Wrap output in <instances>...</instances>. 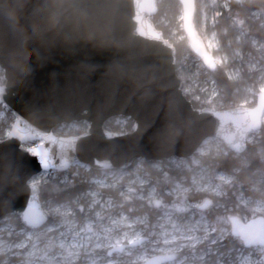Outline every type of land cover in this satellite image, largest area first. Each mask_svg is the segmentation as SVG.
Here are the masks:
<instances>
[{
    "label": "water",
    "instance_id": "obj_1",
    "mask_svg": "<svg viewBox=\"0 0 264 264\" xmlns=\"http://www.w3.org/2000/svg\"><path fill=\"white\" fill-rule=\"evenodd\" d=\"M158 1L0 0V71L5 81L0 105L53 135L64 124L89 123L87 134L76 135V146L68 152L72 163L47 172L65 173L77 163L110 171L127 170L139 159H185L210 138L221 140L238 155L262 129L260 93L255 107L225 110L197 109L187 99L177 73L175 46L152 20L159 11ZM181 2L192 47L198 39L192 27L195 0ZM37 109L44 115L39 122L33 116ZM118 117L131 119L132 130H105L107 121ZM29 144L17 137L0 139V223L17 214L25 227L37 230L49 219L39 198L40 187L36 186L33 195L31 179L45 172L42 168L36 171L38 160L27 153ZM46 144L58 165L59 145ZM105 160L110 167L104 166ZM29 203L43 217L35 227L24 219ZM252 222H264V216L240 224ZM145 241L124 244V250Z\"/></svg>",
    "mask_w": 264,
    "mask_h": 264
},
{
    "label": "rangeland",
    "instance_id": "obj_2",
    "mask_svg": "<svg viewBox=\"0 0 264 264\" xmlns=\"http://www.w3.org/2000/svg\"><path fill=\"white\" fill-rule=\"evenodd\" d=\"M246 1L252 0H196L198 8L196 15L199 24L197 26L195 23L194 26L199 38L204 41L213 40L220 43L218 49H212L210 52L215 58L223 59L224 62L218 63V65L225 67L232 81L244 82L242 86L244 98L252 102L255 96L260 93L258 89L261 90L264 87V44L255 39L252 46L257 48V54L243 53L241 48L232 47L230 43L226 46L221 45L217 28V20L223 9L228 10L231 2L242 5ZM253 14L257 20L260 19L258 12ZM182 17L183 14L172 29V34L178 35L179 38L186 37L183 24H181ZM239 33L242 37L243 34ZM204 67L201 58L191 57L190 54H187L184 56L179 70L185 75L188 83L187 88L190 90L187 93L215 109L223 105L225 94L214 78L208 74V69L205 67L207 70H204ZM0 106V122H7L5 119L7 112L10 111L6 106ZM13 117L16 120L15 113H13ZM114 124L123 127L127 124V120L118 118ZM262 129H264V124ZM78 130L80 128L73 127L72 124H64L59 127V131L65 132V134L75 133ZM259 132L248 139L247 145L259 142ZM226 149L228 148L221 140L210 138L201 144L192 157L185 159L174 157L163 162H147L139 159L135 160L127 170H100L98 174L91 173L89 166L77 163L65 173L53 170L37 175L35 176L38 181L37 185L56 178L63 183L79 178L84 183L87 182L89 189L78 199H75L73 204L69 201L65 203L46 202L43 208L48 214L49 220L44 227L37 230H29L23 224L22 226L17 225L20 220L17 214L7 216L0 223V242L16 246L12 248V252L17 255L10 257L14 261L43 258L45 251L49 254L60 253L62 244L64 245L63 251L67 252V245L72 242L73 236L77 232L83 234L84 229L88 227H91L93 232L107 229L113 236L118 235L123 238L124 231L128 230L127 226L114 224L113 221L122 216H130L134 219L139 218V220L131 226L129 239L134 233H139L142 237H149L143 246L129 249L124 254H114L113 257H109L107 248L97 249L94 247L96 241L93 237L92 251L87 252L86 255L81 253L79 260L74 258L71 264H80V261H86V264H97L98 260L108 259H111L113 264H143L154 254L162 253L161 249L171 246L164 244L165 235L167 234L169 238L172 235L169 214H171V220H183L194 227L196 222L201 220V213H203V220L215 229L209 233V236L219 238L214 244L209 239L202 240L196 245L198 252L194 258L195 264H225V262L227 264H247L249 261L259 264V261L264 260L261 247L245 249L243 246L237 251L239 247L235 243L236 238L230 230V221L227 217L234 213L244 220L264 216V171L257 173V178L250 185L238 184L234 174L224 172L213 163L214 159H217V156ZM146 162L149 163L148 167L152 171L148 169ZM174 172H177V175L173 178L171 175ZM221 175L228 179L221 181L219 178ZM209 182L219 185L220 190L208 189ZM235 190L238 191L236 194ZM201 195L204 198H197ZM205 199L214 201L213 208L201 210L196 207ZM223 199L226 201L224 202ZM156 200H160V204H156ZM185 201L191 207L183 210L169 207L173 204L183 205ZM144 205L153 207L154 212L158 213L157 216H154V221L151 220V214L138 213L139 209L135 206ZM58 207L71 208L72 211H54ZM79 208L81 209L77 212L76 209ZM85 208L86 210L83 211ZM80 214L83 219L79 218ZM199 235L203 236L202 230ZM155 241H159V243L157 244ZM226 242L231 246V249L221 250L227 245ZM124 243L129 242L124 240ZM21 244L25 246L19 247ZM33 244L37 245L39 251L36 256L30 258L27 256V252L31 251ZM83 244L87 246L88 239H85ZM58 258L62 261L66 259L65 256ZM178 259L182 261L183 257H178Z\"/></svg>",
    "mask_w": 264,
    "mask_h": 264
},
{
    "label": "snow or ice",
    "instance_id": "obj_3",
    "mask_svg": "<svg viewBox=\"0 0 264 264\" xmlns=\"http://www.w3.org/2000/svg\"><path fill=\"white\" fill-rule=\"evenodd\" d=\"M235 22L243 24V20ZM192 47L195 49L196 53L199 54L204 64L210 69H216L218 63H223V59L215 58L210 50L218 49L220 43L218 41L214 42L213 40L204 41L202 38H198L192 41ZM179 63V61H177ZM4 77L0 75V104L4 103L3 94L5 92V87L3 83ZM183 87V84H182ZM190 89L184 87V91L187 93ZM260 100L264 103V87L260 90ZM33 116L36 121H42L44 119L43 112L40 109H37L33 112ZM73 127L80 128L83 134H87L88 123L87 121H74L72 124ZM134 127V125H133ZM108 136H112V132L107 133ZM8 137H17L20 141H29V146L26 147L27 153H30L32 158L38 160V165L36 171L39 172L42 168L46 173L52 167L66 168L72 163V159L68 156V152L76 146L77 136H63V135H53L51 131L41 130L40 127L33 126L32 123H29L27 120H22L19 116L16 117L15 123L9 128L7 132ZM46 142H50L53 145L58 144L60 147L59 153V164H54L53 154L50 152ZM21 148H24V144L20 145ZM7 154V153H6ZM104 166L106 168L110 167L108 161H104ZM24 174L28 175L29 172L27 169H24ZM221 181H225L228 178L224 176L219 177ZM37 179L33 175L31 179V185L33 188V195L35 194V189L37 186ZM207 188L214 191H219L220 186L214 185L212 182L207 184ZM151 195V194H150ZM156 204H160V200L155 201ZM212 203L211 200L205 199L202 203H199L196 207L199 209H206ZM171 209H181L191 207V205L185 201L183 205L173 204L169 206ZM54 211L57 212H70L71 208L64 207L57 208ZM25 221L33 227L39 225L43 220L42 216L36 215L32 210V205L29 203L28 210L23 213ZM170 222L172 223V235L169 236L166 234L164 239L165 245H171L165 249H161L162 254L159 256H154L151 260L147 261V264H162L163 261H171L172 264H195L194 258L198 252L196 245L201 243L202 240H212L214 244L217 238H212L209 236L210 232L215 231L210 224H207L203 220V213H201V220L196 222V225L193 227L187 224L183 220H171V214H169ZM231 220L232 231L239 236L246 245H259L264 246V222L257 224L256 222L249 223L247 225H242L237 220L236 217H227ZM139 218H132L130 216H122L118 220L113 221L114 224H122L127 226L128 230L124 231L123 238H120L118 235L113 236L112 233L105 229L99 232H93L91 227L84 229L83 234L77 232L73 236V240L70 244L67 245V252L63 251L64 245L62 244V251L60 253L49 254L45 251L43 258L37 259H28L25 261H14L10 257L17 255V253L12 252V248L16 247L15 245H9L3 242H0V254H3L5 259L0 262V264H71L73 259L79 260L80 254L92 251L93 245L91 243L93 237L95 238L94 247L97 249L107 248L109 252L115 250L117 252H122L125 248L124 240L132 245L139 244L142 239H144L139 233H134L129 239V231H131V226L138 222ZM203 231V236L199 233ZM88 239L89 244L86 246L83 244V241ZM106 241V242H105ZM159 243V241H155ZM24 244L19 245V247H24ZM39 249L36 244L32 245L31 251L27 252L28 257H34L37 255ZM261 253L264 255V247H261ZM65 256V260H61L58 257ZM178 257H183V260L180 261ZM80 264H86V261H80ZM97 264H113L111 259L108 260H98ZM227 264V262H225ZM247 264H256L255 261H249ZM259 264H264V260L259 261Z\"/></svg>",
    "mask_w": 264,
    "mask_h": 264
},
{
    "label": "trees",
    "instance_id": "obj_4",
    "mask_svg": "<svg viewBox=\"0 0 264 264\" xmlns=\"http://www.w3.org/2000/svg\"><path fill=\"white\" fill-rule=\"evenodd\" d=\"M158 9V13L155 17H153L152 20H154L156 27L159 30L163 31L164 37L167 40L171 41L175 46V49L177 51L176 60L179 61V63H177V73L180 80H182L184 94L195 108H212L211 105L196 100L193 95L191 96L184 91V87H187L188 83L185 79V75L179 70L180 64L182 63L184 56H186L187 54H190L191 57L197 56V54L191 47V40H189L185 29L184 30L186 33V37L184 36L182 38H179L178 35L174 36L172 34V29L178 23L179 18L184 12L181 0H159ZM197 9L198 8L196 7L194 15L192 17L193 29H195V23L197 26L199 24V19L196 15ZM254 12L259 13V20L256 19V16L253 14ZM183 20L181 24L184 23ZM235 20H243L244 23L241 25L238 22L236 23ZM217 21L219 38H221V45L223 46H226L228 43H230L232 47L234 46L241 48L243 53L247 52L253 55L257 54V48H254L252 46V42L257 39L259 43L264 44V0L246 1L242 5L231 2L230 8L228 10L223 9ZM195 32L197 34L196 29ZM239 32L243 34L242 37ZM182 33L184 34V32ZM239 39L240 42H238ZM204 70L207 69L204 67ZM207 71L209 72L208 74L212 78H214L215 82H217L218 86L223 90L225 94V97L223 98V105L217 107L216 109L225 110L233 109L238 106L255 107L257 105V96H255V99L252 102H250L249 99L246 100L242 91L244 82L236 80L232 81L229 78L225 67L217 65V68L213 71ZM0 75L3 76L2 71H0ZM3 83H5L4 80ZM258 91L260 92V89H258ZM7 113V118L5 119L7 120V122H0V139H4L7 136L9 128L15 121L13 113L11 111ZM126 120L127 124L123 127L119 124H114L116 119L109 120L105 124L104 128L105 130H110L112 132H129L133 125V121L131 119ZM54 132L57 135L63 136H76L82 134L81 129L75 131V133L71 132L69 134H65V132L59 131V127L55 128ZM259 134V142L249 144L247 150L242 154L236 155L228 149H226L224 152H221L220 155L217 156V159H214L213 161L215 166L220 168L224 172H230L234 174L237 178L238 184L242 183L244 185H250V183H252L257 178V173L264 171V129L260 130ZM146 166L148 167L149 163L146 162ZM148 169L151 170L149 167ZM99 172L100 171L91 169V173L98 174ZM176 175L177 172H174L171 176L174 178ZM38 186L40 187L39 198L41 199L42 207L48 201H52L54 203H65L69 201L73 204L75 199H78L81 194L85 193L89 189V185H87V182L84 183L79 178H74L73 181L67 183H63L60 179L56 178L51 179L50 181L45 183H40L38 184ZM236 192L238 191L235 190V194ZM197 198L201 199L204 198V196L201 195ZM223 201L225 202L226 200L223 199ZM135 207L139 209V214L149 213L151 214V217H153L155 213L154 208L150 207L149 205ZM80 209L81 208L76 209V211L79 212ZM85 210L86 208L83 211ZM79 218L83 219L82 214L79 215ZM17 225L22 226L21 220L18 221ZM4 259V256H0V262H2Z\"/></svg>",
    "mask_w": 264,
    "mask_h": 264
},
{
    "label": "flooded vegetation",
    "instance_id": "obj_5",
    "mask_svg": "<svg viewBox=\"0 0 264 264\" xmlns=\"http://www.w3.org/2000/svg\"><path fill=\"white\" fill-rule=\"evenodd\" d=\"M256 100H257V98H256ZM208 200H211L212 201V199H208ZM214 200H216V199H214ZM217 202V201H216ZM213 204H214V201H212V203L208 206V208H213L212 206H213ZM208 208H206V209H203V210H207ZM202 210V209H201ZM210 214V213H209ZM157 216L158 215V213H155L154 215H153V217H152V219L151 220H153L154 221V216ZM232 216H234V217H236L237 218V220L238 221H244V222H248L250 219H252V218H250V219H248V220H244V219H242L241 217H239L237 214H232V215H230L229 217H232ZM230 221V230H231V232H232V234H233V236L236 238V244H237V246L239 247V249H237V251H239L240 250V248L241 247H245V249H253L254 247H260V246H253V247H247L246 246V244L243 242V240L239 237V236H237L236 235V233H234L233 231H232V223H231V220H229ZM143 238H146V241L142 244V245H140V246H138V247H135V248H139V247H141V246H143L148 240H149V237H147V236H145V237H143ZM230 239V238H229ZM227 242H228V240H227ZM226 242V246H224V247H222L221 248V250H228V249H231V246H229L228 245V243ZM124 244H128V243H124ZM135 248H127V249H125L124 250V252L125 251H127V250H129V249H135ZM124 252L123 253H119V252H115V253H113V255L112 256H109V257H113L114 256V254H124ZM162 253H157L156 255L154 254L153 256H151V257H149V259L150 258H153L154 256H158V255H161ZM169 263H172V262H168V264ZM144 264V263H143Z\"/></svg>",
    "mask_w": 264,
    "mask_h": 264
},
{
    "label": "bare ground",
    "instance_id": "obj_6",
    "mask_svg": "<svg viewBox=\"0 0 264 264\" xmlns=\"http://www.w3.org/2000/svg\"><path fill=\"white\" fill-rule=\"evenodd\" d=\"M248 222H250V220ZM248 222H245V223H248Z\"/></svg>",
    "mask_w": 264,
    "mask_h": 264
}]
</instances>
